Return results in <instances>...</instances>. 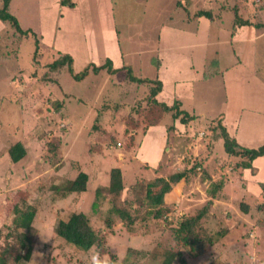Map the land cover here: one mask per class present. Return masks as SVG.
<instances>
[{"label": "rangeland", "instance_id": "rangeland-1", "mask_svg": "<svg viewBox=\"0 0 264 264\" xmlns=\"http://www.w3.org/2000/svg\"><path fill=\"white\" fill-rule=\"evenodd\" d=\"M11 1L10 12L24 29H33L36 37L19 35L9 21L0 20V251L16 242L12 206L18 202L22 208L32 205L37 210L33 251L23 264H160L165 251L180 247L173 239L172 225L180 215L204 205L210 198L208 188L221 181L223 187L202 220V226L216 237L215 243L198 257L183 249L185 264H264V211L254 207L261 192L258 178L264 176L251 171V178L240 172L241 158L225 150L218 126L223 120L217 118L226 110L223 78L216 75L217 39L209 42L206 79L195 81L194 98L180 103L183 110L204 112L207 119L202 122L183 123L167 111L160 115L159 125L150 126L159 115L155 112L153 117L148 101L153 84L126 78L128 65L137 77L158 78L153 64L160 54L154 25L158 18V22L167 20L175 1L186 0H152L155 4L146 7L142 3L149 0H111L110 7L109 0H73L75 7L61 0ZM225 2L232 8L229 13L222 9L225 27L232 28L242 7L247 9L243 19L255 26L264 23V0H201L198 6L218 10ZM199 7L193 6L191 15ZM108 17L115 20L118 30L122 69L90 72L75 80L67 65L59 70L49 67L64 53L73 56L75 73L90 62L104 64L106 59L101 63L95 54L118 44L106 36L111 31ZM152 29L150 37L147 33L151 35ZM36 39L40 44L35 54ZM167 43L162 50L165 58ZM256 49L258 74L264 76V32L258 33ZM17 141L25 145L27 155L14 163L8 150ZM160 142L163 148L156 164ZM51 143L58 146L52 152ZM196 163L195 171L188 170V177L167 196V206L176 209L167 218H154L153 207L142 201L147 181ZM114 167L121 168L124 181L118 198L97 190L108 187ZM82 170L89 175L87 190L60 196L57 186ZM242 201L250 204L249 213L240 209ZM114 204L126 206L133 215V229L124 220L127 212L122 209L118 215ZM72 212L87 214L102 246L83 250L56 234L57 222ZM15 253L13 248L6 256L11 264H17Z\"/></svg>", "mask_w": 264, "mask_h": 264}, {"label": "crops", "instance_id": "crops-1", "mask_svg": "<svg viewBox=\"0 0 264 264\" xmlns=\"http://www.w3.org/2000/svg\"><path fill=\"white\" fill-rule=\"evenodd\" d=\"M200 1H175L174 10L173 12L171 10L167 20L160 18L158 22V18L154 25L155 30L158 31L157 52L160 53L159 67H156L157 77L163 83L157 99L168 105H173L176 101L182 105L185 101L187 102V99L194 98V82L204 81L208 75L206 67L209 64V42L211 38H215L218 41V48L214 53L218 59L216 75H221L223 78L222 84L226 94L224 104L226 110L224 109L217 118L223 120V125L229 134L235 137L241 145L250 148L257 147L264 143V76L258 74L261 70L256 64V40L259 31L264 32V26L257 28L251 20H248L251 24L237 26L233 31V28L225 27L222 13V9H225L227 13L232 12L230 3L225 2L218 10L209 5L213 11L208 17L197 15L202 9L198 6L201 5L198 3ZM110 2L111 0L108 1L109 7ZM162 2L163 0L160 1ZM142 4L146 7L154 5L155 2L152 3V0H149ZM93 6L94 4H90L91 9ZM193 6L199 7V11L191 15L189 11L196 9H193ZM237 12L242 16L247 13V9L246 7L238 8ZM108 18L111 31H106V36L107 38L113 37L118 44H110L107 51H98L95 57L100 58L101 63L111 58L113 66L121 68L124 63V54L121 52L118 30L115 27V20ZM244 19L247 20V18ZM152 32L153 29L150 33ZM147 35L153 37V33L151 35L147 33ZM167 41L169 53L168 58H165L162 50H165L164 46ZM189 112L195 117L189 123L201 121L202 118L207 119L204 112L199 114ZM159 128L162 127L159 126ZM157 148L156 164H160L159 151L163 148V142H160ZM253 166L256 168V176H264V155L256 158ZM243 172L253 177L250 168L244 169ZM260 182H264V178H258V184Z\"/></svg>", "mask_w": 264, "mask_h": 264}, {"label": "trees", "instance_id": "trees-1", "mask_svg": "<svg viewBox=\"0 0 264 264\" xmlns=\"http://www.w3.org/2000/svg\"><path fill=\"white\" fill-rule=\"evenodd\" d=\"M11 0H1L0 1V20L9 21L14 28V32L19 35L26 37L34 36L36 37V32L27 28L24 29L17 16L10 12ZM63 5H68L70 7L76 6V1L73 0H61ZM198 16H208L212 15L210 9H200L197 13ZM246 24H251L250 21L243 19L237 12L235 14V20L233 23V31L236 30L237 26H242ZM264 23L256 24V27H263ZM34 31V32H33ZM39 40L35 41V54L39 49ZM73 56L70 53H64L61 58L55 59L49 64L52 70H59L63 66H68V70L75 80H81L86 77L90 72L99 73L101 70L106 69L109 73H115L120 70V68H115L113 66V61L111 58H107L105 63L97 66L94 62H90L87 67L82 71L75 73L73 69ZM155 62V61H154ZM153 62V63H154ZM159 61L155 62L156 67H159ZM126 66V65H125ZM124 68V67H123ZM122 69V67H121ZM126 78L130 81L138 83H151L149 91V104L150 110L154 117V113L158 112L159 115L155 119L153 124L150 126L159 125V121L162 120L163 113L167 111H173L174 119L180 118L181 122L187 123L188 121L194 119V116H190L188 112L180 108V102L176 101L173 105H168L165 102L159 101L157 95L163 88V83L160 79H145L137 77L133 73V69L130 65L126 66ZM60 103H57L59 105ZM155 118V117H154ZM221 126V138H223V144L225 150L235 156L240 157L237 166L243 172L244 169L250 168L252 172H256V168L253 166V161L259 156L264 155V143L257 147H245L241 145L236 138L231 137L229 132L223 124ZM172 129V127H171ZM52 147L49 151L52 152L56 147V144L51 143ZM9 156L14 163L22 161L26 155L27 150L25 145L21 141H17L8 150ZM197 163L192 165L189 169L183 171H178L170 174L168 177L158 176L154 179L147 181L145 189L147 188L145 199L143 202L150 204L153 209L151 211L154 218H167V215L172 212L175 207L167 206V196L173 190L174 186L178 184L182 179L188 177V170L195 171ZM255 174V173H254ZM89 181V175L85 171H79L77 176L73 179H67L61 185L57 186L60 196L65 197L70 193H80L87 190V185ZM108 187H98L97 190L100 192L107 190V192L112 193L113 196H120L122 190L124 189L123 174L120 167H114L110 171V179ZM261 187V192L259 194L257 203L255 204V209L258 211H264V182L259 183ZM223 183L213 182L208 188L207 194L210 198L208 201L198 207L193 213L186 212L180 215L176 224L172 225L173 229V239L180 243V247L177 250L168 249L164 253V258L160 264H185L186 258L183 249L188 248L192 252V256L198 257L205 254L210 248L213 247L215 243V238L209 231H207L202 226V220L209 215L210 207L213 204V199L218 197V193L221 191ZM126 206L114 204L113 210L119 215L120 210H125L127 216L124 219L129 227V230L133 229L135 218L133 215L125 209ZM240 209L243 212L249 213L250 204L242 201L240 203ZM12 210L15 213L13 219L14 231L17 234H13L16 242L8 243L3 251H0V264H11L6 258L7 254L11 249H15L16 253L14 256V262L17 264H23L25 261L30 259L33 251V241H34V225L33 221L36 215V208L32 205H27L24 208L20 207L19 203L16 202L12 206ZM176 216L179 214L174 213ZM55 232L58 236L62 237L67 242L74 244L83 248V250H89L94 245L102 246V239L99 237L98 233L95 231L91 225L90 218L84 212H72L65 219H60L55 227ZM136 264V263H135Z\"/></svg>", "mask_w": 264, "mask_h": 264}]
</instances>
